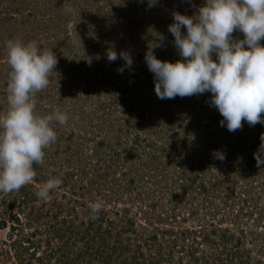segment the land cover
Instances as JSON below:
<instances>
[{"label":"rangeland","instance_id":"374dc122","mask_svg":"<svg viewBox=\"0 0 264 264\" xmlns=\"http://www.w3.org/2000/svg\"><path fill=\"white\" fill-rule=\"evenodd\" d=\"M204 3L205 0H159L149 8L147 0H0V114H6L9 108L7 86L11 67L7 63L6 45L14 40L24 44L36 41L41 51L55 53L58 64L50 74L48 87L35 96V112L46 116L59 108L68 115L66 125L54 124L57 141L44 149L43 164H34V181L18 192L0 193V220H6L5 227L0 229V264H178L179 260H169L167 251L162 255L164 260H132V253L127 250L124 253V248L130 243L134 251L139 242L150 240L153 254L158 255L156 250L161 241L168 250L167 243L173 244L176 238L185 244L187 237L199 236L200 231L213 227L235 229L239 206L230 198L234 191L239 195L244 189L239 190L235 181L225 182L224 176L221 178L226 174L222 172L223 162L213 156L217 150L226 153L225 156L229 153L228 160L232 161L228 163L233 168V156L238 151H233L234 147L226 142L227 136H233L227 127L220 126V131L215 128L221 135L214 133L210 138L193 134L189 140L190 132H186L188 143L184 146L176 136L178 157L173 152H157L162 146L161 139L151 149L154 159L142 151L136 153L134 144L128 150L135 153L121 154L128 161L122 159L114 168H109L114 161L97 165L93 157L95 151L104 147L102 139L113 143L123 129L132 138L135 135L140 140L155 138L149 136L152 125L148 122L150 117L161 118L165 112L175 111L177 117L182 116L177 121L181 136L183 120L192 129L197 124L186 122L185 118L204 108L206 98L211 95L201 94V102L197 100L200 95L178 97L185 107H160L154 103L161 99L155 93L154 76L147 67L145 54L148 45L162 35L164 46L155 50L157 57L172 62L182 59L174 46V36L168 31L172 14L178 11L192 16ZM17 6L26 15V22L18 25L5 20L10 7ZM31 7L33 10L29 11ZM68 9H73L75 14ZM182 31L186 33V29ZM233 37L243 39V33L234 32ZM110 49L118 55L121 51L129 52L132 68L121 74L118 69L123 67V60L117 59L118 65L109 62ZM131 72L136 76L128 77ZM141 78L144 82L139 81ZM129 83L133 86L126 85ZM207 114L203 115L207 118ZM254 132L256 136L242 144L247 152L259 149L260 144L251 141L260 143L261 133ZM181 154L185 155V161L191 160L201 175L188 189L183 186L185 180L179 177ZM212 159L215 160L210 163ZM200 161L208 167L205 172L200 169ZM50 177L60 178L63 183L50 193L48 201H43L36 193ZM201 182L209 188V194L202 193V189L194 190ZM97 202L102 208L98 218L92 220L89 205ZM160 208H168L178 217L172 223L160 224L161 231L167 230L166 239L144 216V212L150 216V212ZM124 218L133 220L131 228L122 223ZM250 219L247 222L254 226ZM155 232L159 238H154ZM257 232L263 236L264 229ZM248 233L242 242L248 262L237 258L223 264H264V241ZM218 241L219 238L215 243L221 244ZM204 244L205 248L209 247L208 243ZM229 245L238 247L232 242ZM145 252L146 256L150 255ZM173 256L176 258L178 252L174 251Z\"/></svg>","mask_w":264,"mask_h":264},{"label":"clouds","instance_id":"9594fccd","mask_svg":"<svg viewBox=\"0 0 264 264\" xmlns=\"http://www.w3.org/2000/svg\"><path fill=\"white\" fill-rule=\"evenodd\" d=\"M158 3L147 0L149 8ZM67 11L75 14L73 9ZM172 15L168 31L182 59L172 62L157 57L155 50L164 46L162 35L148 45L145 54L157 97L175 99L210 92V103L223 117L221 126L229 132L242 129L245 122L264 125V0H205L192 16L178 11ZM237 31L243 33V39H234ZM6 47L11 72L9 108L0 114V193L10 194L34 181V164L42 165L44 149L57 141L54 124L66 125L68 115L59 108L46 116L35 112V96L48 87L58 64L55 53L41 51L36 41L24 44L9 40ZM107 59L124 61L118 69L121 74L133 66L127 51L118 55L110 49ZM260 141L254 153L258 167L264 165V134ZM213 156L226 159L219 150ZM62 183L60 178L50 177L39 186L37 197L48 201ZM89 207L91 219H97L102 205L97 202Z\"/></svg>","mask_w":264,"mask_h":264},{"label":"trees","instance_id":"16d2710c","mask_svg":"<svg viewBox=\"0 0 264 264\" xmlns=\"http://www.w3.org/2000/svg\"><path fill=\"white\" fill-rule=\"evenodd\" d=\"M28 9L29 11H31L33 10V7L28 8ZM21 11L22 10L20 6H17L16 8L10 7L5 20H8L9 22L13 24L16 23L17 25L21 23H25L26 15H24V13L22 14ZM17 14H21V15L17 16ZM28 16H33V15L29 14ZM1 20H4V19H1ZM261 43L264 44V41H261ZM119 63L120 62L117 63L115 61L116 65H118ZM122 65L124 66V61ZM126 71H127V68L125 69V72ZM135 76L136 74H134L133 72L128 74V77H135ZM139 81L144 82V79L141 78ZM121 85H125V83ZM126 85L133 86L130 83ZM208 93L211 96L210 98L209 96L206 98L205 100L206 105L203 106L204 108L196 109L195 114L191 113V115L188 116V118L187 117L185 118L186 122L195 121L197 123L193 127V129L191 128V126L187 127L183 120V135L181 136L179 130L177 129V121H180L182 116L177 117L178 114L175 113V111L165 112L161 118L150 117V122H148V124H150V126L152 125V129L149 132V136H153L155 138L153 139L148 138L146 140H140L139 136L137 135H135V137L132 138L130 136H127L126 130L123 129V133L121 131L118 132L119 138L116 141L114 140L113 143H110L108 141L105 142L104 139H102L101 144L103 143L104 147L95 151L93 155V157L97 159V165H99L100 162H110L111 161L110 163H112L114 161V163L109 165V168H114V165L118 163L120 160L123 159L125 161H128L127 156H124L123 158H121L122 157L121 154L125 153L126 151H128L129 154L131 153V155L135 152L137 153L139 151H142L154 159L155 156L152 154V150H154L153 147L157 145V140L159 139L162 140V146L160 150H157V152L161 151L162 154L167 153V152L168 153L173 152L177 154L176 152H178V150H177L176 144H174L176 140L175 138L176 136H179V138L181 139V144L183 145V144L188 143L186 139L187 136H188V139L191 140L193 139L194 135L209 137V138L214 133L221 135L220 133L216 132L214 129L216 128L218 131L221 130L222 127H220L221 126L220 122L223 119V117L220 115L219 111L214 106L211 105L210 101H211L212 94L210 92ZM201 97H203V95H200L197 98L198 101L200 99V102L202 99ZM154 103L159 104L160 107H164V108H169V107H172V109L173 107L180 108L182 107V105L185 107V104L180 102L178 97H176L170 102L160 100L159 102H154ZM204 112L205 113L208 112L207 118L203 115ZM201 115L203 116L201 117ZM203 120H205L206 123H204ZM134 122L135 121H133L131 124H134ZM138 124H139L138 128L141 127V124L140 123ZM129 128L130 127H128V129ZM255 130H259L261 134H264V126L262 124H256L255 126H249L246 122L243 123L242 129L237 130L234 133L229 132L233 136H227L226 142L230 144V146L234 147L232 148L233 151L235 149H237L238 151L236 153L237 156L232 155L233 160H234V166L233 168L229 166L228 161H232V160H228V158L231 157L229 153H228V156H226L225 160L223 161L219 160L223 162L224 168H222V172L226 171V174L221 173V174H225V175H221V178L224 176L225 182H228L230 180L235 181L237 182V188L239 190L244 189V192H240L239 195H237V193L234 191L230 198V201L232 200L235 205L238 204L239 206L238 211L235 209L236 213H235L234 220L235 222H237L235 229H229L227 227H224V228L220 227L219 229H217L216 227H213L211 230H208L206 232L200 231L201 235L199 236L201 237L197 235L196 236L194 235L193 237H187L186 240L188 242L186 241L185 244H184V241L177 240L176 238L173 244L167 243V245L170 247L168 250L164 246L163 241H161L160 245H158V248L156 250V252H158V255L153 254L152 252V249L154 248L152 246L153 242H150V240H144L141 243L139 242L137 248H135L134 251L131 249L132 244L129 243L127 248H124V253H126V250L131 252L133 255L131 257L132 260H162L163 259L162 255H164L163 253H166L167 251L168 255L170 256L169 260H179L178 264L181 263L183 260H189L187 263H184V264H191L192 263L191 261H193L196 264H223L225 263V260H237V258L239 260H247V255H244L247 251L244 250V246L242 247V242L244 241V238L248 236L249 234L248 231L253 233L254 236L256 235L258 238H260V242L264 241V233H263V236H260V234L257 232L259 228L264 229V221H263L264 220V201H263L264 200V165H261L260 167L257 166V161L254 156V153H256L257 151L247 152L242 148L243 143L250 141V139H253V137L256 136L254 132ZM186 132H190V133L187 134L186 136ZM128 133L132 135L131 132H128ZM239 135H242L243 137ZM251 142H253V144L255 143L260 144L259 140H253ZM133 144L136 145L135 152L133 149L128 150ZM248 149L249 148H247V150ZM182 152L184 153L186 151H181V153ZM187 154L189 155L190 153L186 152L185 155ZM185 155L183 154L180 155V162L182 160V163L180 165L181 174L179 177L185 180L183 183V186H186V188L188 189V188L193 187V185L198 182V178H200L201 175H199L200 171H196L195 167L191 165L190 163L191 160L187 159L185 161L183 159L184 158L183 156ZM177 157H178V154H177ZM91 158H92V155H91ZM214 160L212 159L210 163H213ZM205 161H208V159H205ZM235 161L236 162L240 161V164H237ZM180 162L178 164H180ZM200 162H201L200 169H202L203 172H205V168L208 169V167L203 164L204 161H200ZM120 164L121 163L119 162L118 165ZM132 183H133V180L132 182H130V184ZM240 183H242V186H240ZM205 185L206 184L204 182H201V185L195 186L194 190L200 191L202 189L201 190L202 193L209 194V192H207L209 191L208 190L209 188H205ZM217 185L219 184L216 183V186ZM212 196H215V195H212ZM216 212L217 210H215L213 215H215ZM191 214L193 215V213ZM144 216H145V221L148 222L149 225L158 227L157 230L160 231V233L163 235V237H165V239L168 236L164 234H168V233H166L167 230L161 231L162 229L160 228L161 227L160 224L166 223L168 221L172 223L171 222L172 220L178 219L177 215L172 213L171 210H169L168 208H166V210H164L163 208H160L158 211L153 210L152 212H150V216H148V214L144 212ZM248 218H251L250 220L254 226H251L247 222ZM17 221L19 220L17 219ZM123 221L124 222L122 223H124L126 228L128 229L131 228L134 223L132 219H127V218H124ZM205 222L207 221L205 220ZM5 225H6V220L3 218V220H0V229L4 228ZM247 228L249 229L247 230ZM110 230L112 229L110 228ZM189 234H192V233H189ZM214 234H215L214 238H211V236H213ZM153 236L154 238L155 236H157L158 238L160 237L159 234L156 232L153 234ZM217 238H219L220 241L218 242L221 244L215 243V240ZM118 241L121 242L120 239H118ZM200 241L204 243H208L207 245H209V247L205 248V244L201 243ZM230 242H232L235 245H238V247L237 248L232 247L231 245H229ZM145 251L150 252V255L146 256ZM174 251L178 252V256L176 258L173 256Z\"/></svg>","mask_w":264,"mask_h":264}]
</instances>
